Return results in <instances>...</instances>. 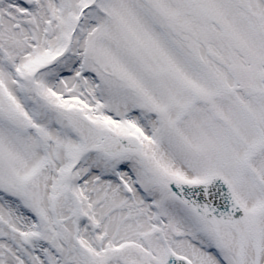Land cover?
I'll return each instance as SVG.
<instances>
[{
    "label": "snow or ice",
    "instance_id": "snow-or-ice-1",
    "mask_svg": "<svg viewBox=\"0 0 264 264\" xmlns=\"http://www.w3.org/2000/svg\"><path fill=\"white\" fill-rule=\"evenodd\" d=\"M0 264H264V0H0Z\"/></svg>",
    "mask_w": 264,
    "mask_h": 264
}]
</instances>
